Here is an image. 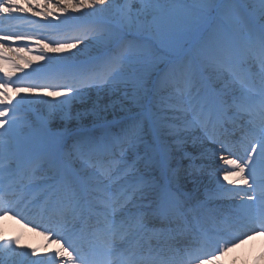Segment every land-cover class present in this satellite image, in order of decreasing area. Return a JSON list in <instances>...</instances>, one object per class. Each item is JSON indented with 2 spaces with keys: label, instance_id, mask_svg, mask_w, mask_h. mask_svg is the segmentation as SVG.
<instances>
[{
  "label": "snow or ice",
  "instance_id": "6c2138e0",
  "mask_svg": "<svg viewBox=\"0 0 264 264\" xmlns=\"http://www.w3.org/2000/svg\"><path fill=\"white\" fill-rule=\"evenodd\" d=\"M0 17V222L58 245L0 231V264H205L264 232V0H0Z\"/></svg>",
  "mask_w": 264,
  "mask_h": 264
},
{
  "label": "bare ground",
  "instance_id": "6f19581e",
  "mask_svg": "<svg viewBox=\"0 0 264 264\" xmlns=\"http://www.w3.org/2000/svg\"><path fill=\"white\" fill-rule=\"evenodd\" d=\"M25 3H26V5H28V0H23ZM53 2H55V0H53ZM0 19H2V17H0ZM4 26H6V25H3V24H0V27H4ZM47 35H49V36H53V35H56V33H54V32H48L47 33ZM18 46H22V47H24V45H18ZM37 55H39V53H29L28 55H22V56H28L29 58H34L35 56H37ZM34 63H37V61H35L34 60ZM216 160L214 159L213 160V162H215ZM219 163L220 162H218V161H216V167H218L219 166ZM212 164V163H211ZM212 167V166H211ZM216 167H212V169H215ZM203 179V178H202ZM206 182H208V180H204L203 179V183H206ZM19 220H21V221H23V222H26V223H28L27 222V220H25V219H21V218H18ZM8 220L5 218L2 222H0V226L1 225H5V222H7ZM8 223V222H7ZM9 223H13V224H17V225H20L21 226V231H25V230H27V228L26 227H24V226H22L23 224H21V223H16V221H14L13 219H11V221H9ZM37 223H39V221H37ZM29 224V223H28ZM3 225V226H4ZM31 225H33V226H35L36 227V224H31ZM11 227H14V226H12L11 225ZM10 231H12V230H10ZM29 232H31V231H29ZM251 239H256V240H260V239H262V236L261 235H257V236H255V237H249V238H247V239H242V241H240L242 244H247L248 243V241L249 240H251ZM51 241H53V238H50V237H48L47 235H41V233H39L38 235H36V236H33L32 235V233H30V237H28V238H25V239H22V242L25 244L26 242H30L31 243V245H33V246H35V248H37V249H39L40 250V254H42V255H44L45 254V251H44V249H41L42 248V246H46V245H48ZM263 241V240H262ZM239 243V242H238ZM262 246V245H261ZM264 251V249H262L260 252H263ZM226 255H227V253H225L223 256H221L220 258H219V260H211V263H215V264H232V263H234V262H236L235 261V258H237V257H234V259L233 260H231V261H228L227 260V258H226ZM246 256V255H245ZM259 261H260V259H259V255L258 254H256L255 256H254V258H253V262H252V264H258L259 263ZM235 264V263H234ZM260 264H264V261L262 262V263H260Z\"/></svg>",
  "mask_w": 264,
  "mask_h": 264
}]
</instances>
